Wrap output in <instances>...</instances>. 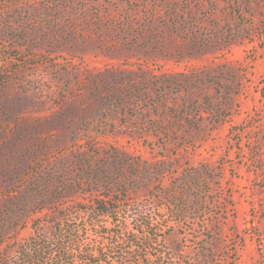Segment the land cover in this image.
<instances>
[{"label": "rangeland", "instance_id": "rangeland-1", "mask_svg": "<svg viewBox=\"0 0 264 264\" xmlns=\"http://www.w3.org/2000/svg\"><path fill=\"white\" fill-rule=\"evenodd\" d=\"M31 247L264 264V0H0V264Z\"/></svg>", "mask_w": 264, "mask_h": 264}, {"label": "trees", "instance_id": "trees-1", "mask_svg": "<svg viewBox=\"0 0 264 264\" xmlns=\"http://www.w3.org/2000/svg\"><path fill=\"white\" fill-rule=\"evenodd\" d=\"M102 213L109 215V212L108 211H105V210H102ZM32 249H33V247L28 248V251H27V248H26V251L22 253L23 254L22 255L23 256V259L19 261V264H36L35 262H41V259H42V257H41L42 256L41 255L42 254V249L41 248L39 250L38 249H33L32 250ZM43 252L46 254L47 253V250L44 249ZM69 254L70 253L67 252L66 247H62L59 250V255H60V257H61L62 260H65L66 256L69 255ZM96 256L97 257H100L101 256V253H99V255H96ZM87 260L90 261V259H87ZM98 263H99V261H98Z\"/></svg>", "mask_w": 264, "mask_h": 264}]
</instances>
